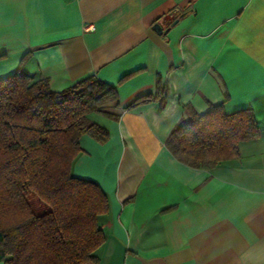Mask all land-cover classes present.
Returning <instances> with one entry per match:
<instances>
[{"label":"crops","instance_id":"obj_1","mask_svg":"<svg viewBox=\"0 0 264 264\" xmlns=\"http://www.w3.org/2000/svg\"><path fill=\"white\" fill-rule=\"evenodd\" d=\"M17 69L116 88L117 120L88 115L107 140L82 135L71 169L108 198L97 264H264V0H0V78ZM219 104L250 107L258 136L211 168L176 159V124Z\"/></svg>","mask_w":264,"mask_h":264},{"label":"trees","instance_id":"obj_2","mask_svg":"<svg viewBox=\"0 0 264 264\" xmlns=\"http://www.w3.org/2000/svg\"><path fill=\"white\" fill-rule=\"evenodd\" d=\"M117 107L116 88L95 75L59 91L21 69L0 78L3 264L98 263L95 251L105 241L98 217L108 211V198L99 184L71 169L82 135L98 142L108 138V129L88 115L117 120ZM258 134L250 107L225 112L219 104L181 119L165 145L176 159L207 169L233 156L239 141Z\"/></svg>","mask_w":264,"mask_h":264},{"label":"rangeland","instance_id":"obj_3","mask_svg":"<svg viewBox=\"0 0 264 264\" xmlns=\"http://www.w3.org/2000/svg\"><path fill=\"white\" fill-rule=\"evenodd\" d=\"M4 247H5V250L7 253L10 252V250L12 248L11 238H7Z\"/></svg>","mask_w":264,"mask_h":264},{"label":"water","instance_id":"obj_4","mask_svg":"<svg viewBox=\"0 0 264 264\" xmlns=\"http://www.w3.org/2000/svg\"><path fill=\"white\" fill-rule=\"evenodd\" d=\"M176 22H177V19H176L172 24H174V23H176ZM155 26L157 27V31H158V32H161V31H162L161 27H159L158 24H156Z\"/></svg>","mask_w":264,"mask_h":264}]
</instances>
